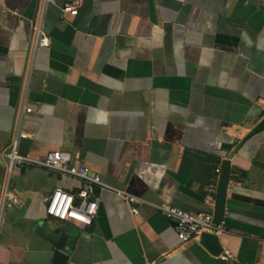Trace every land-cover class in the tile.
I'll use <instances>...</instances> for the list:
<instances>
[{
    "label": "crops",
    "instance_id": "obj_1",
    "mask_svg": "<svg viewBox=\"0 0 264 264\" xmlns=\"http://www.w3.org/2000/svg\"><path fill=\"white\" fill-rule=\"evenodd\" d=\"M67 1L0 0V264H54L62 233L67 264H264V0ZM21 132L20 153L101 177L90 225L46 213L80 179L7 173ZM164 204L213 214L220 252L181 243Z\"/></svg>",
    "mask_w": 264,
    "mask_h": 264
},
{
    "label": "built area",
    "instance_id": "obj_2",
    "mask_svg": "<svg viewBox=\"0 0 264 264\" xmlns=\"http://www.w3.org/2000/svg\"><path fill=\"white\" fill-rule=\"evenodd\" d=\"M54 1L45 0V2ZM81 4L82 0L67 1L62 5L61 11L70 15H77ZM37 41L39 45L49 44V38L43 34ZM25 135L24 132L19 133L10 143V150L7 153V173L10 175L13 170L34 162L80 179L82 185L75 191L56 188L47 195L45 197L47 201L46 213L62 221H77L90 225L100 203L97 187L106 186L101 177L93 174L84 163L73 161L70 153L66 151H53L44 161H36L30 155L20 153L19 139ZM118 192L130 203L131 211L137 214L139 212L138 204L141 202L140 198L124 190H118ZM3 198L2 206L4 207L20 204L18 196L12 189L7 188ZM76 199H78L77 203L75 202ZM159 209L167 219L175 223V229L181 243H187L204 232L219 235L223 231V226L216 224L213 214L209 212H188L171 204L161 205Z\"/></svg>",
    "mask_w": 264,
    "mask_h": 264
},
{
    "label": "water",
    "instance_id": "obj_3",
    "mask_svg": "<svg viewBox=\"0 0 264 264\" xmlns=\"http://www.w3.org/2000/svg\"><path fill=\"white\" fill-rule=\"evenodd\" d=\"M264 129V119L255 127L253 132H257ZM75 202H78V199L75 200ZM222 212V211H221ZM220 220L216 222H220ZM68 237L67 233H62L59 238L57 239L56 243L53 246V260L54 264H67V261H69V255L68 253L64 252L65 248V240ZM218 241V236L215 234L204 232L201 234V243L205 246H209L211 248V251L214 254H218L220 252V248L217 247L216 242ZM74 242V239L70 241V243L66 246L69 251L72 250V243Z\"/></svg>",
    "mask_w": 264,
    "mask_h": 264
}]
</instances>
